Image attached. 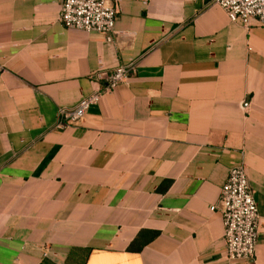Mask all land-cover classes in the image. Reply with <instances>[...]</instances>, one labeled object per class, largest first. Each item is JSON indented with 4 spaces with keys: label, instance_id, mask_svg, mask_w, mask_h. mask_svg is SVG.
Returning a JSON list of instances; mask_svg holds the SVG:
<instances>
[{
    "label": "crops",
    "instance_id": "obj_1",
    "mask_svg": "<svg viewBox=\"0 0 264 264\" xmlns=\"http://www.w3.org/2000/svg\"><path fill=\"white\" fill-rule=\"evenodd\" d=\"M113 30L61 0H0V264H264V26L214 0H108ZM136 69L69 124L93 79ZM245 169L252 261H229L219 190Z\"/></svg>",
    "mask_w": 264,
    "mask_h": 264
},
{
    "label": "built area",
    "instance_id": "obj_2",
    "mask_svg": "<svg viewBox=\"0 0 264 264\" xmlns=\"http://www.w3.org/2000/svg\"><path fill=\"white\" fill-rule=\"evenodd\" d=\"M230 21H256L264 26V0H214ZM117 8L108 0H61L58 20L66 28L86 33L108 35L114 28ZM135 63L119 65L93 79L102 81L98 92L82 98L75 107L60 115V123L80 119L101 93L111 91L135 72ZM218 198L222 205V242L229 261H252L258 237L259 213L242 166L231 168L222 184Z\"/></svg>",
    "mask_w": 264,
    "mask_h": 264
}]
</instances>
